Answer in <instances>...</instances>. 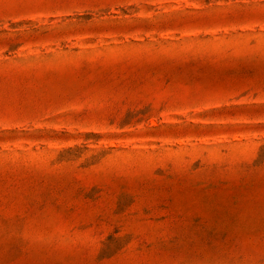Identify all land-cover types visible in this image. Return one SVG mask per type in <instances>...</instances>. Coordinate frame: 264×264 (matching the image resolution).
I'll return each mask as SVG.
<instances>
[{"label":"rangeland","instance_id":"rangeland-1","mask_svg":"<svg viewBox=\"0 0 264 264\" xmlns=\"http://www.w3.org/2000/svg\"><path fill=\"white\" fill-rule=\"evenodd\" d=\"M0 264H264V0H0Z\"/></svg>","mask_w":264,"mask_h":264}]
</instances>
